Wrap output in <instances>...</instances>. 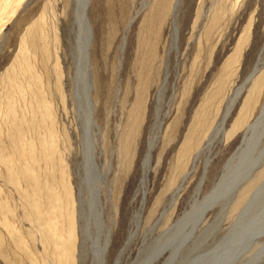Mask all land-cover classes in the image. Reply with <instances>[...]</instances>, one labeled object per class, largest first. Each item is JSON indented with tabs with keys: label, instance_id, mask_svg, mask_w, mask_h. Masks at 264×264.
I'll return each mask as SVG.
<instances>
[{
	"label": "rangeland",
	"instance_id": "374dc122",
	"mask_svg": "<svg viewBox=\"0 0 264 264\" xmlns=\"http://www.w3.org/2000/svg\"><path fill=\"white\" fill-rule=\"evenodd\" d=\"M168 1L162 19L167 0H92L90 7L100 73L97 156L107 175L105 264H115L124 248L119 264H146L162 233L227 173L264 106V0ZM62 2L0 0V264H94L78 209L82 128L59 31ZM253 70L225 136L204 149L229 97ZM152 137L146 191L136 194ZM259 170L225 219L207 215L204 244L186 238L178 254L171 256L169 246L153 264H195L264 179V165ZM82 199L87 204V191ZM242 256L235 264H264V238Z\"/></svg>",
	"mask_w": 264,
	"mask_h": 264
},
{
	"label": "bare ground",
	"instance_id": "6f19581e",
	"mask_svg": "<svg viewBox=\"0 0 264 264\" xmlns=\"http://www.w3.org/2000/svg\"><path fill=\"white\" fill-rule=\"evenodd\" d=\"M168 2V0L165 2L163 11L161 12V19L166 16L169 7ZM91 4L92 0H63V9L59 16L62 20L59 31L61 32V41L63 40L64 42L63 46L67 51V56L70 58L68 65L72 69L71 77L68 78L72 80L71 98L74 106V119L78 121L76 123H79L82 128L80 147L84 156V178L79 192L78 209H81L80 211H82L81 213L85 219L83 234L84 238L90 243L93 262L94 264H105L106 254L110 245V229H106L102 200V186L106 183L107 175L102 176L100 174L97 156L96 137L99 135V124L96 114L97 102L94 97H99L98 88L96 91L94 87L100 73L99 70H95L97 68L94 69L95 65L92 54L94 49L95 29H93V22L90 19L91 15L89 16V14H91L89 13L92 8ZM177 4L178 0L176 2V5ZM258 65L259 63L256 64L254 70L258 68ZM254 70L249 77H247L245 82L233 92V95L229 97L224 115L214 128L204 149L211 147L213 143L221 140L225 136V125L227 120L246 88V84L248 82L250 83L253 79ZM93 91H96L95 95H93ZM244 134L240 146L228 161L229 165L225 167L227 173H223L219 182L204 199L192 206L162 233L160 237L162 238V240H160L161 246L155 251V254L147 260L146 264H153L160 255H163L167 251L166 249H168L169 246L172 247L169 249L172 254L171 256L175 253L178 254L180 252L179 249H182L186 245V238H202L200 244H204L207 237L209 238V234L206 233L204 235L203 233V231H206L210 227V223L207 222V215L215 214L214 219H218L220 222L228 216L235 205L237 206L238 201L236 200L239 193L242 192L243 187H245L250 179L257 175L260 171L259 169L264 165V106L259 116L247 127ZM149 141L147 152L142 163L143 175L136 194L140 191H143V193L146 191L145 188L147 174L151 165L152 148L154 144H156L155 137H152ZM204 149L202 148V150ZM202 150L196 154L193 162H195ZM235 159H237L236 162L234 161ZM208 163L206 164L208 165ZM186 176L187 173L182 177V181L176 193L182 187ZM83 191H87L88 194L87 204L83 203ZM139 219L140 215L138 214L137 223ZM219 225L217 226L219 227ZM219 229L217 231H219ZM263 238L264 179L250 193L248 199L240 207L237 215L226 228L224 237L221 238L217 244L204 249V252L200 256L197 255L199 259L195 260L194 263L235 264L238 256H241V254L245 256L249 249H251L253 245L261 243ZM206 245L208 244L206 243ZM198 247L200 246H195L193 250H196ZM124 249L120 251L115 264L120 263ZM253 258L254 257L251 256V259ZM242 264H251V262Z\"/></svg>",
	"mask_w": 264,
	"mask_h": 264
}]
</instances>
